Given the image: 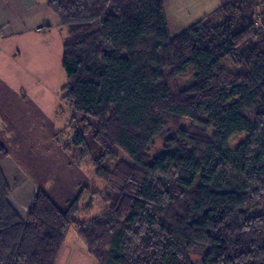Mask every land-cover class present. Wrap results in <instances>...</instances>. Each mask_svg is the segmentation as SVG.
I'll return each instance as SVG.
<instances>
[{
	"label": "trees",
	"instance_id": "obj_1",
	"mask_svg": "<svg viewBox=\"0 0 264 264\" xmlns=\"http://www.w3.org/2000/svg\"><path fill=\"white\" fill-rule=\"evenodd\" d=\"M48 5L75 112L63 149L105 188L63 210L38 186L23 217L0 141V264H57L73 228L96 264H264V0L176 35L164 0Z\"/></svg>",
	"mask_w": 264,
	"mask_h": 264
},
{
	"label": "rangeland",
	"instance_id": "obj_2",
	"mask_svg": "<svg viewBox=\"0 0 264 264\" xmlns=\"http://www.w3.org/2000/svg\"><path fill=\"white\" fill-rule=\"evenodd\" d=\"M66 78L62 70L57 85L46 88L44 93L40 88L41 95L34 92L41 99L44 98L42 102L46 108L44 110L36 105L32 106L35 99L31 100L29 95L27 97L25 90H22L19 95L13 91L8 95H3L0 91L2 103L0 141L11 152L12 162L7 160L4 163V172L9 179L14 181L12 197L18 194V186L23 185L25 188L23 196L31 199V184L33 183L37 188L39 186L51 195L56 205L63 210L76 199L82 189L96 188L99 191L105 188V182L94 178L90 168L86 166L78 168L74 160L76 150L63 149V144L69 143L71 140L69 136L72 137L73 134V130L71 128L66 130V126L75 115L72 106L62 98L64 95L62 88L67 84ZM192 83L191 78L180 80L182 88ZM33 90L36 91V89ZM22 100L30 104L25 108L29 109L33 118L23 125L19 121L14 123L10 119L11 115L17 117L21 114L19 111L13 112V109L17 107V104L20 105ZM57 105L59 109L56 111ZM184 126L188 127L189 123L186 122ZM161 143L162 140L158 139L157 148L161 146ZM121 156L123 157L122 154ZM66 239L57 264H96L74 228Z\"/></svg>",
	"mask_w": 264,
	"mask_h": 264
},
{
	"label": "crops",
	"instance_id": "obj_3",
	"mask_svg": "<svg viewBox=\"0 0 264 264\" xmlns=\"http://www.w3.org/2000/svg\"><path fill=\"white\" fill-rule=\"evenodd\" d=\"M230 1L164 0L170 32L178 34ZM65 31L50 9L48 0H0V91L3 95H8L11 91L19 95L25 90L27 97L29 95L31 100L35 99L32 106L46 109L42 104L44 98L41 99L34 92L41 95L40 88L44 93L46 88L57 85L63 70ZM23 102L22 100L13 109V112L19 111L21 114L17 117L10 116L12 122L19 121L22 125L33 119L29 109L25 108L30 104ZM57 109L58 105L56 111ZM8 160L12 162L11 159ZM9 180L14 184L12 179ZM18 187V194L11 196V200L21 216L25 217L37 187L31 184V199L23 196V185Z\"/></svg>",
	"mask_w": 264,
	"mask_h": 264
}]
</instances>
